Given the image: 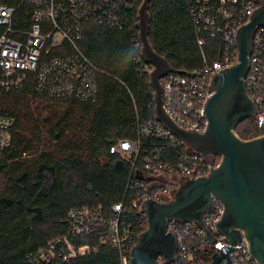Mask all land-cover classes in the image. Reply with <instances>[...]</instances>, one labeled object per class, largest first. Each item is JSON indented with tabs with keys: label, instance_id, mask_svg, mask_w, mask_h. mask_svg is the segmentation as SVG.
<instances>
[{
	"label": "trees",
	"instance_id": "obj_1",
	"mask_svg": "<svg viewBox=\"0 0 264 264\" xmlns=\"http://www.w3.org/2000/svg\"><path fill=\"white\" fill-rule=\"evenodd\" d=\"M142 2L118 0L126 22L121 29L90 22L81 26L78 46L102 71L94 102L40 95L33 75L19 89L0 90V116L14 122L12 146L0 156V264H120L119 251L103 241L106 221L114 216L111 208L118 203L138 235L147 229V219L134 206L138 190L128 188L129 182L144 175L142 181L151 187L155 179L145 170V159L158 156L176 165L186 146L142 139L135 162L110 152L123 141L138 140L140 127L156 120L150 74L133 61ZM148 13L150 44L175 72L201 68L204 59L219 61L223 41L208 37L199 46L186 0H150ZM235 132L243 140L259 137V118L244 120ZM220 160L215 156V165ZM83 208H101L104 218L90 235L76 239L91 252L64 261L57 245L53 259L43 261L40 249L67 235L70 212Z\"/></svg>",
	"mask_w": 264,
	"mask_h": 264
},
{
	"label": "built area",
	"instance_id": "obj_2",
	"mask_svg": "<svg viewBox=\"0 0 264 264\" xmlns=\"http://www.w3.org/2000/svg\"><path fill=\"white\" fill-rule=\"evenodd\" d=\"M194 31L200 47L206 39L221 38L223 52L210 64L204 59L203 67L188 73L172 70L161 79L163 109L182 129L202 133L207 121L204 115L208 99L214 93L212 80L216 74L237 62L236 36L264 0H186ZM24 10L22 16L18 13ZM109 25L121 29L124 22L119 16L118 0H0V90L21 88L29 75H33L35 91L49 98L94 102L98 94V74L102 71L80 50L83 23ZM124 24V25H125ZM133 61L143 73H151L153 66L142 56V43L133 44ZM246 90L257 106V117L264 120V27L259 28L253 41L249 70L245 77ZM13 120L0 116V156L12 146ZM165 140L178 148L180 139L163 124L154 122L141 126L136 141H123L111 148L114 154L134 157L140 154L141 140ZM185 152L176 165L164 164L158 156L145 159V170L155 180L147 186L142 179L130 180L128 188L138 190L134 202L143 212L145 199L164 202L171 199L184 179H194L209 173V162L186 144ZM135 164V163H134ZM167 183V185H164ZM123 203L112 206L113 218L106 221L107 236L104 243L119 251L120 264H130L131 251L138 241V233L123 217ZM225 211L223 203L213 198V208L204 216V227L193 221H171L168 231L177 242L176 259L167 262L158 256L156 264H228L223 258L214 263L216 254H228L231 264H259L252 255L246 239L231 245L217 225ZM104 222L101 208H83L69 214L68 234L39 251L40 258L48 262L55 256L64 261L86 256L89 245L78 246L76 239L90 235L97 221ZM148 223V222H147ZM144 227V224L142 225ZM213 235L210 242L206 231Z\"/></svg>",
	"mask_w": 264,
	"mask_h": 264
},
{
	"label": "water",
	"instance_id": "obj_3",
	"mask_svg": "<svg viewBox=\"0 0 264 264\" xmlns=\"http://www.w3.org/2000/svg\"><path fill=\"white\" fill-rule=\"evenodd\" d=\"M150 0H143L138 11L139 39L142 56L153 66L150 83L154 89L155 118L193 151L201 154L210 165L206 176L184 179L171 199L157 202L145 199L143 212L148 227L131 251L130 264H156L158 256L167 262L176 259L177 242L168 231L171 221H193L204 227V216L213 208V198L225 208L217 225L231 245L244 237L252 255L264 264V120L260 121V136L241 139L235 132L237 126L250 117L257 116V106L247 93L245 77L249 70L253 41L259 28L264 27V3L237 33L238 59L235 64L216 74L212 80L214 93L208 99L204 115L207 121L202 133L180 128L163 109L161 79L173 67L150 44ZM221 158L215 165L214 157ZM142 179L143 175H137ZM208 241L212 233L205 228ZM223 258L231 264L228 254H216L214 263Z\"/></svg>",
	"mask_w": 264,
	"mask_h": 264
},
{
	"label": "rangeland",
	"instance_id": "obj_4",
	"mask_svg": "<svg viewBox=\"0 0 264 264\" xmlns=\"http://www.w3.org/2000/svg\"><path fill=\"white\" fill-rule=\"evenodd\" d=\"M220 163V162H219Z\"/></svg>",
	"mask_w": 264,
	"mask_h": 264
}]
</instances>
